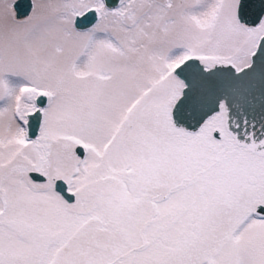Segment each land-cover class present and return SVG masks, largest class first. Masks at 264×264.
<instances>
[{"label":"snow or ice","instance_id":"6c2138e0","mask_svg":"<svg viewBox=\"0 0 264 264\" xmlns=\"http://www.w3.org/2000/svg\"><path fill=\"white\" fill-rule=\"evenodd\" d=\"M0 264H264V0H0Z\"/></svg>","mask_w":264,"mask_h":264},{"label":"water","instance_id":"95a60500","mask_svg":"<svg viewBox=\"0 0 264 264\" xmlns=\"http://www.w3.org/2000/svg\"><path fill=\"white\" fill-rule=\"evenodd\" d=\"M16 6H17V11L21 14L24 15L27 13L29 10L30 6V0H15Z\"/></svg>","mask_w":264,"mask_h":264}]
</instances>
